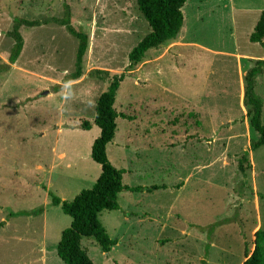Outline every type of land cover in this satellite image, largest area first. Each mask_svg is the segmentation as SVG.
<instances>
[{
  "label": "rangeland",
  "instance_id": "obj_1",
  "mask_svg": "<svg viewBox=\"0 0 264 264\" xmlns=\"http://www.w3.org/2000/svg\"><path fill=\"white\" fill-rule=\"evenodd\" d=\"M65 6L88 36L83 75L68 82L78 41L52 20ZM262 10L264 0H187L179 37L127 70L150 30L136 0H0V65L9 68L0 72V264H65L56 249L71 217L48 192L69 201L99 176L90 156L99 128L81 124L93 122L97 98L121 73L115 108L130 118L117 119L108 159L126 169L124 184L160 189L124 191L118 210L101 212L118 241L108 254L93 238L82 247L95 264H242L264 229V146L250 150L258 134L243 101L245 75L264 59L249 40ZM15 17L39 24L20 27L24 45L11 64ZM255 84L264 124V65ZM212 107L228 123L206 117ZM19 211L30 214L10 215Z\"/></svg>",
  "mask_w": 264,
  "mask_h": 264
},
{
  "label": "trees",
  "instance_id": "obj_2",
  "mask_svg": "<svg viewBox=\"0 0 264 264\" xmlns=\"http://www.w3.org/2000/svg\"><path fill=\"white\" fill-rule=\"evenodd\" d=\"M137 7L149 26V32L129 51V64L127 70L141 63L150 49L159 48L167 42L176 40L181 32L184 22L182 7L187 0H136ZM62 25L74 36L77 41L76 59L74 71L69 74L65 82L75 80L83 75V57L88 48V36L79 28L75 29L70 23V12L65 6L61 18L52 19ZM38 21H28L15 17L13 28L8 35L14 39L8 61L13 64L17 61L23 49V38L20 34L22 25H38ZM249 40L264 46V10L249 36ZM264 59L256 60V66L251 68L245 75L244 105L247 108L249 127L252 132L258 134L257 139L252 140L250 150L255 151L264 146V124L262 122L263 100L255 93V82L262 72ZM261 66V67H260ZM4 68V69H1ZM9 69L8 65H0V72ZM92 74L100 79L107 77L108 72L95 69ZM125 75L113 74L106 89L99 95L95 103V114L93 122L84 121L81 128L90 130L92 125L99 128L98 136L91 145L90 156L94 162L100 165L101 172L94 184L89 189L81 190L72 200H61L60 197L51 192V204L60 206L62 211L71 217L70 225L65 228L57 245V255L65 264H95L81 245L82 238H93L101 248L102 252L108 254L112 247L117 244V239H112L99 216L104 210H118V197L124 191L129 192H151L160 189L158 186L145 187L142 185L129 186L123 183L124 169L116 168L108 159L107 146L115 138L117 131V119H128L124 113L115 108V101L120 83ZM246 155V154H245ZM264 199V195H260ZM29 211L10 213L14 215H27ZM197 229L205 232L209 227L194 225ZM212 234V233H210ZM254 248L246 256L242 264H264V229L256 231ZM209 249V242L205 245V255ZM206 264V261H203Z\"/></svg>",
  "mask_w": 264,
  "mask_h": 264
},
{
  "label": "crops",
  "instance_id": "obj_3",
  "mask_svg": "<svg viewBox=\"0 0 264 264\" xmlns=\"http://www.w3.org/2000/svg\"><path fill=\"white\" fill-rule=\"evenodd\" d=\"M199 101H200V98H199ZM198 101V103H199V105H200V102ZM200 109L202 108V106H198ZM217 107V106H216ZM216 107H212V108H210V110L209 111H207V115H206V117H208V118H211V119H214L215 120V118H217L216 120L218 121H221V120H225L226 121V123H228V118L227 119H223V118H220V112H218V110L216 109ZM222 108H219V111L221 110ZM203 124H205L204 122H203ZM205 128V127H204ZM202 129V130H199V131H201V132H205V129ZM128 132V137H129V134H130V131H127ZM184 134H185V136L183 137V139L185 140V145H186V147H187V158H186V160H185V166L187 167V171L190 173V170H193V167L191 168V162H190V153H189V151H188V146L187 145H189V139H188V136H189V132L188 131H185L184 132ZM114 140V139H113ZM198 158L199 157H197V160H198ZM122 160L123 161H125V162H128V163H130V164H132V159L129 157V156H124V158H122ZM182 164L184 165V160H183V162H182ZM157 166H158V163H157V161L155 160V162H151V163H149V168H150V173L152 174V171H155V178L158 176L157 174H156V171H157ZM125 171H126V169H124ZM189 177V174H188V176H187V178ZM156 184L155 183H153V184H150V185H142V186H145V187H151V186H155ZM182 189V188H181ZM152 191H154V190H152ZM151 191V192H152ZM145 192H147V191H145Z\"/></svg>",
  "mask_w": 264,
  "mask_h": 264
}]
</instances>
